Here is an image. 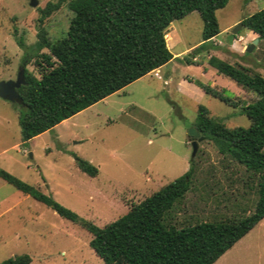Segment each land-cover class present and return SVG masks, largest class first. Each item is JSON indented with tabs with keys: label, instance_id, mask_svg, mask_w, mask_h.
I'll use <instances>...</instances> for the list:
<instances>
[{
	"label": "rangeland",
	"instance_id": "374dc122",
	"mask_svg": "<svg viewBox=\"0 0 264 264\" xmlns=\"http://www.w3.org/2000/svg\"><path fill=\"white\" fill-rule=\"evenodd\" d=\"M48 1L56 0H38L36 7L29 0H0V80L15 79L22 58L25 70L38 76L31 51L21 48L17 39L21 37L26 47L36 41L39 8ZM263 6L264 0H228L216 10L220 31L214 42L231 45L234 53L216 51L227 62L264 76V38L247 50L256 36L242 26L232 33L242 17ZM72 15L63 3L43 19L50 41L65 35ZM202 27L195 10L172 20L165 38L178 58L26 141L21 139L18 122L22 107L0 97V168L99 226L183 174L191 165L188 130L198 104L227 126L249 124L240 106L176 90L175 76L188 74L224 88L226 95L242 98L243 104L250 100L232 79L208 63L212 52L225 60L210 51L212 44L196 45L202 40ZM187 58L205 60L208 70L186 64ZM168 75L172 81L166 82ZM77 157L94 164L97 174L81 171ZM248 175L243 165L220 154L211 140L200 139L191 187L173 207L174 221L182 225L247 213L256 198L248 188ZM90 238L87 230L0 178V261L26 253L30 264H103L90 247ZM214 264H264V217Z\"/></svg>",
	"mask_w": 264,
	"mask_h": 264
},
{
	"label": "trees",
	"instance_id": "16d2710c",
	"mask_svg": "<svg viewBox=\"0 0 264 264\" xmlns=\"http://www.w3.org/2000/svg\"><path fill=\"white\" fill-rule=\"evenodd\" d=\"M228 0H56L39 8L36 41L21 48L31 51L38 76L25 70L18 115L20 135L26 141L52 128L173 58L165 33L172 20L197 11L202 19L203 46L219 33L216 10ZM72 11L64 36L50 41L43 19L61 4ZM242 27L264 38V6L245 15ZM46 49V51H43ZM190 63V59H186ZM202 64V61H194ZM208 63L232 79L250 100L230 97L222 87L188 79L204 94L216 97L249 119L247 126H227L197 105L193 126L217 151L245 167L248 188L255 201L248 212L217 220L178 224L172 209L191 187L194 158L187 171L132 204L116 219L99 226L63 206L50 194L0 168V178L42 202L61 217L91 234L90 247L103 264H212L264 217V76L249 67L211 55ZM77 167L90 176L98 168L77 157ZM31 257L16 254L0 264H30Z\"/></svg>",
	"mask_w": 264,
	"mask_h": 264
},
{
	"label": "water",
	"instance_id": "95a60500",
	"mask_svg": "<svg viewBox=\"0 0 264 264\" xmlns=\"http://www.w3.org/2000/svg\"><path fill=\"white\" fill-rule=\"evenodd\" d=\"M30 6L36 7L38 5V0H29ZM242 26V22H238L237 25L232 29V33L236 34L238 29ZM258 41L256 37L252 44L248 47L247 50L252 49L253 44ZM22 84H25V67L24 64L18 69L17 75L15 79H2L0 80V97L11 102L18 103L19 105L22 104V98L18 94L17 88H19ZM189 139L192 147L191 159L194 158L197 148H198V141L204 136L200 135L199 131L195 126H192L188 130Z\"/></svg>",
	"mask_w": 264,
	"mask_h": 264
},
{
	"label": "crops",
	"instance_id": "0c3cea01",
	"mask_svg": "<svg viewBox=\"0 0 264 264\" xmlns=\"http://www.w3.org/2000/svg\"><path fill=\"white\" fill-rule=\"evenodd\" d=\"M253 33V32H252ZM254 34V36H257L255 33H253ZM215 37H216V35L215 36H213L210 40H208L206 43H210V44H212V46H213V49H210V51L212 52V51H215V54H217V55H219V56H221V54H219V53H217L216 51H218V50H222V51H224V54L225 53H234V51H232V49H231V45L230 44H228V45H226V46H224V45H221L220 43H215L214 42V40H215ZM177 40H178V35H177ZM201 42H202V40H201ZM201 42H199V43H197L196 45L198 46ZM205 43V44H206ZM205 44H203V46L205 45ZM214 52H212L211 54H213ZM173 54V57L176 59V58H178V57H175V53H172ZM211 54H208V57H207V61H208V58H209V56H211ZM221 57H223L225 60H227L228 61V59L226 58V57H224L223 55L221 56ZM194 60V59H193ZM191 62L190 63H192V64H194L195 62V60L194 61H192V60H190ZM185 62H186V64H189L188 62H187V60H185ZM231 63H235L234 61H231ZM161 67V66H160ZM160 67H158V68H156V70H158ZM200 67H201V70H202V72H206L208 69H207V67H206V63H205V60H203L202 61V64L200 65ZM169 74V73H168ZM175 80H176V90L177 91H182V90H185V92H187V93H190V94H192V95H195V96H197L199 99L200 98H204V92L202 91V89L200 88V87H198L196 84H194L193 82H191V81H189L188 79H192V80H194L195 78H193L192 76H189L188 74H186V75H184V76H179L178 77V75H176L175 76V78H174ZM166 82H168V81H172V76H170V75H168L167 76V79L165 80ZM241 89V88H240ZM242 90V89H241ZM222 256V255H221ZM220 256V257H221ZM219 257V258H220ZM218 258V259H219ZM217 259V260H218ZM216 260V261H217ZM215 261V262H216ZM214 262V263H215ZM214 263H212V264H214Z\"/></svg>",
	"mask_w": 264,
	"mask_h": 264
},
{
	"label": "flooded vegetation",
	"instance_id": "af4514ba",
	"mask_svg": "<svg viewBox=\"0 0 264 264\" xmlns=\"http://www.w3.org/2000/svg\"><path fill=\"white\" fill-rule=\"evenodd\" d=\"M26 59H24V58H22V60H21V64L19 65V67H18V69L24 64V67H25V65H26V61H25ZM18 69H17V71H18ZM17 75V74H16Z\"/></svg>",
	"mask_w": 264,
	"mask_h": 264
},
{
	"label": "built area",
	"instance_id": "2783aa9c",
	"mask_svg": "<svg viewBox=\"0 0 264 264\" xmlns=\"http://www.w3.org/2000/svg\"><path fill=\"white\" fill-rule=\"evenodd\" d=\"M156 76H158V74L156 73ZM159 77V76H158Z\"/></svg>",
	"mask_w": 264,
	"mask_h": 264
}]
</instances>
